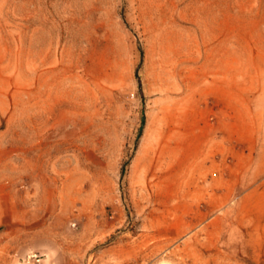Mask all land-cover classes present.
Returning a JSON list of instances; mask_svg holds the SVG:
<instances>
[{
    "label": "rangeland",
    "instance_id": "rangeland-1",
    "mask_svg": "<svg viewBox=\"0 0 264 264\" xmlns=\"http://www.w3.org/2000/svg\"><path fill=\"white\" fill-rule=\"evenodd\" d=\"M0 234L25 264H264V0H0Z\"/></svg>",
    "mask_w": 264,
    "mask_h": 264
},
{
    "label": "crops",
    "instance_id": "crops-1",
    "mask_svg": "<svg viewBox=\"0 0 264 264\" xmlns=\"http://www.w3.org/2000/svg\"><path fill=\"white\" fill-rule=\"evenodd\" d=\"M3 240L4 238H1L0 234V264H25L18 261V259L13 258V253L10 248H7L4 243L1 244V241Z\"/></svg>",
    "mask_w": 264,
    "mask_h": 264
},
{
    "label": "built area",
    "instance_id": "built-area-1",
    "mask_svg": "<svg viewBox=\"0 0 264 264\" xmlns=\"http://www.w3.org/2000/svg\"><path fill=\"white\" fill-rule=\"evenodd\" d=\"M32 256H35V254H32Z\"/></svg>",
    "mask_w": 264,
    "mask_h": 264
}]
</instances>
